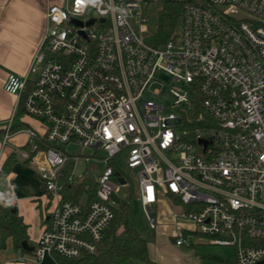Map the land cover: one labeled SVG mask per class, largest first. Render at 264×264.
Instances as JSON below:
<instances>
[{
	"label": "built area",
	"instance_id": "1",
	"mask_svg": "<svg viewBox=\"0 0 264 264\" xmlns=\"http://www.w3.org/2000/svg\"><path fill=\"white\" fill-rule=\"evenodd\" d=\"M167 3L182 13L169 40L156 43L141 30L149 6ZM48 7L29 74L9 75L4 86L47 127L43 137L27 129L31 146L20 153L56 201L32 258L81 264L98 253L116 198L125 200L120 189L130 187L122 162L153 229L151 212L166 199L176 224L192 222L187 241L205 236L233 248L235 264H264V0ZM5 129L4 143L16 133L12 119ZM65 144L92 154L70 153ZM92 160L104 165L97 179L87 168L65 176L71 161ZM79 186L77 201L67 198ZM15 202L9 194L6 204Z\"/></svg>",
	"mask_w": 264,
	"mask_h": 264
},
{
	"label": "crops",
	"instance_id": "2",
	"mask_svg": "<svg viewBox=\"0 0 264 264\" xmlns=\"http://www.w3.org/2000/svg\"><path fill=\"white\" fill-rule=\"evenodd\" d=\"M62 2L63 0H0V170L6 159L14 154L16 162L12 165L7 180L10 194L16 198L14 208L28 225V244L33 249L48 223L56 201L44 192L39 176L26 171L28 165H35L23 160L20 153L31 146L27 129L43 137L47 127L25 114L18 107L17 97L6 92L4 86L9 75L24 78L29 74L46 28V10L50 4ZM11 119L16 133L4 143L5 128ZM83 167L78 175L85 171ZM163 209L167 211L166 215ZM153 211L160 214V224L151 238H144L150 260L156 264H206L203 258L196 255L193 243L187 241V230L192 225L176 224L170 203L166 199H161ZM176 235L185 237L182 245H177L173 240ZM31 254L32 251L16 250L10 240L0 252V264H61L58 257L46 256L38 261ZM26 256L28 258L21 261ZM217 260L221 264L226 261L220 258Z\"/></svg>",
	"mask_w": 264,
	"mask_h": 264
},
{
	"label": "trees",
	"instance_id": "3",
	"mask_svg": "<svg viewBox=\"0 0 264 264\" xmlns=\"http://www.w3.org/2000/svg\"><path fill=\"white\" fill-rule=\"evenodd\" d=\"M182 13L181 5L167 3L158 12V24L154 33L153 42H167L171 33L176 28ZM27 149V146L25 147ZM29 151V148L27 149ZM31 155H33L31 153ZM11 154L4 162L0 170V252L4 250L11 240L16 250H24L23 242H28V225L18 215L13 206L6 204L10 194V186L7 180L10 170L16 159ZM83 187L77 188V195L70 196L77 201L83 194ZM94 189L91 190L90 198L94 197ZM117 199L118 207L115 209V217L99 244L96 255H84L75 263L81 264H156L150 260L147 242L130 220V204L126 200ZM217 259L216 257H213ZM61 264L74 262L58 257ZM223 264H233L231 261H222Z\"/></svg>",
	"mask_w": 264,
	"mask_h": 264
},
{
	"label": "rangeland",
	"instance_id": "4",
	"mask_svg": "<svg viewBox=\"0 0 264 264\" xmlns=\"http://www.w3.org/2000/svg\"><path fill=\"white\" fill-rule=\"evenodd\" d=\"M163 7L161 4H151L147 10V14L149 17V23L142 27L141 33L144 35H150L155 33L158 24V12ZM179 22V21H178ZM179 27V26H178ZM161 80L168 81V78L162 77ZM161 85H156L155 88H160ZM206 119H210L209 115L205 116ZM63 147L70 153L73 154H80V156L83 155H90L92 154V151L90 149H82V147L79 146H72V145H63ZM121 163V170L123 171V174L128 178L130 187H125L120 189V195L122 198H124L127 202L130 204V220L134 224V226L137 228V230L140 232L143 238H151L153 236V233L156 228H158L160 221H159V213L152 211L151 214L156 219V228L153 229L148 221V218L144 212V209L140 203V201L137 199L136 196V184L134 180L130 177L131 171L127 168V166ZM84 166V167H83ZM87 168L90 172L91 178L97 179L98 176L102 173L104 169L103 163H97L95 161H90L87 165H83V162H75L71 161V163L67 164L64 167V174L65 176H68L70 174H73L75 172L80 173L81 169ZM27 172H30L32 175L36 173V168L33 167V165H28ZM172 210V209H171ZM164 214H167V211L163 209ZM178 223H184L186 225H192V222H183L179 221ZM177 236V237H176ZM174 236L173 239L175 241L176 238H179L178 235ZM182 239H185L183 235L181 236ZM191 243H193V247L195 249V253L197 256L204 259L206 264H221L218 262L217 259H214L213 257L220 258L222 260L231 261L233 264L234 261V254L235 251L231 247H220L215 246L211 244L210 240L205 236L195 235L191 238Z\"/></svg>",
	"mask_w": 264,
	"mask_h": 264
},
{
	"label": "water",
	"instance_id": "5",
	"mask_svg": "<svg viewBox=\"0 0 264 264\" xmlns=\"http://www.w3.org/2000/svg\"><path fill=\"white\" fill-rule=\"evenodd\" d=\"M91 24V23H90ZM119 182L122 184L125 183L124 179L120 178ZM13 211H16V209H13ZM22 247L24 251H33V248L29 246L28 242H23Z\"/></svg>",
	"mask_w": 264,
	"mask_h": 264
}]
</instances>
